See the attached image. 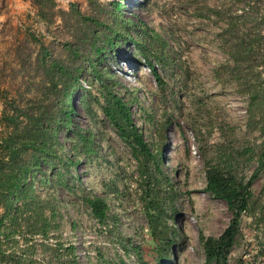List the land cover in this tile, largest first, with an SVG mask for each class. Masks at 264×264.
<instances>
[{"label": "rangeland", "instance_id": "1", "mask_svg": "<svg viewBox=\"0 0 264 264\" xmlns=\"http://www.w3.org/2000/svg\"><path fill=\"white\" fill-rule=\"evenodd\" d=\"M53 1L54 12L70 3L83 14L91 11L85 0ZM247 3L124 0L121 14L156 35L150 40L148 60L161 84L145 61L134 55L129 41L119 42L114 53L105 54L96 66L114 78L113 90L129 105L134 125L158 160L156 166L149 160L144 169L139 168L100 109L103 98L97 80L88 70L82 71L79 82L85 90L72 95L70 121L93 132L94 153L86 160L80 157L72 170L78 178L74 195L57 188L62 204L58 240L74 245L78 264H264V121L247 124L246 96L236 91L237 81L228 77L218 38L225 19L239 14ZM36 11L31 0H0V85L11 93L10 83H18L21 77L19 55L37 48L30 33L54 53H64L55 40L67 37L66 26L53 15L46 30ZM246 68L241 72L248 86L264 91V79L253 81ZM218 163L226 164L243 181L254 176L248 206L240 213L225 260L205 262L200 235L217 237L231 216L224 200L204 188L206 166ZM81 192L105 200L102 223L78 198ZM157 201L163 205L160 213L167 226L163 236L168 243L149 225V215L156 214L149 202ZM33 258L44 261L38 248Z\"/></svg>", "mask_w": 264, "mask_h": 264}, {"label": "trees", "instance_id": "2", "mask_svg": "<svg viewBox=\"0 0 264 264\" xmlns=\"http://www.w3.org/2000/svg\"><path fill=\"white\" fill-rule=\"evenodd\" d=\"M85 1L91 6L88 14L78 11L74 3L54 12L53 0H31L46 30L53 15L66 26L67 37L55 40L64 53H54L30 33L38 42L37 48L32 54L19 55L21 77L18 83H10L13 92L0 85V264H78L74 245L58 240L62 204L57 188L74 195V180L77 183L78 178L72 170L80 157L86 160L94 153L93 132L74 127L70 121L74 112L72 95L85 90L79 82L82 71L88 70L97 80L103 98L100 109L118 137L129 146L139 168L144 169L149 160L156 166L158 160L134 125L129 105L113 90L114 78L96 66L105 54L114 53L119 42L129 41L134 55L145 61L154 80L161 84L148 60L152 52L150 40L156 35L148 28H138L121 14L124 0L104 4ZM248 1L246 9L225 19L218 38L219 49L226 56L228 77L237 81L236 91L246 96L249 125L264 121V91L254 84L248 86L241 69L247 66L255 82L264 79V0ZM94 100L97 102L96 97ZM228 169L226 164L218 163L207 165L204 171L205 190L221 197L231 215L217 237L200 235L205 262L225 260L234 242L240 213L246 210L251 195L249 185L254 175L243 181ZM78 198L98 223L105 220L107 204L102 197L81 192ZM149 207L156 212L149 215L151 232L168 243V237L163 236L167 226L160 213L162 203L149 202ZM68 225L73 228V221ZM36 237L41 241L36 243ZM48 237L54 242H42ZM36 248L44 261L33 258Z\"/></svg>", "mask_w": 264, "mask_h": 264}, {"label": "built area", "instance_id": "3", "mask_svg": "<svg viewBox=\"0 0 264 264\" xmlns=\"http://www.w3.org/2000/svg\"><path fill=\"white\" fill-rule=\"evenodd\" d=\"M56 1V0H55ZM60 1V0H59ZM243 9V8H242ZM244 9H246V7L244 8ZM241 12V10H239V13Z\"/></svg>", "mask_w": 264, "mask_h": 264}]
</instances>
